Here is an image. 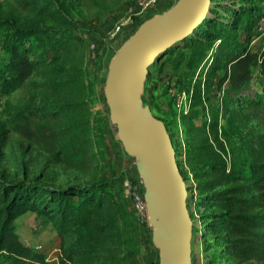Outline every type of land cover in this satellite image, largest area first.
<instances>
[{
  "label": "trees",
  "instance_id": "16d2710c",
  "mask_svg": "<svg viewBox=\"0 0 264 264\" xmlns=\"http://www.w3.org/2000/svg\"><path fill=\"white\" fill-rule=\"evenodd\" d=\"M29 2L21 0V8L26 9ZM218 7H223L221 14L224 17L229 15L230 22L220 25L215 33L205 31ZM263 19L264 15L257 9L223 6L221 1L211 0L208 17L184 40L195 39L191 47L195 49L191 64L197 73L193 74L195 77L191 85L182 91L186 96L187 110H179L194 137L186 162L191 165L197 158L199 164L207 166L206 171L195 175L197 184L187 186V192L191 189L213 191L206 204L216 213L209 218L215 220L218 231L222 233L219 238L224 243L223 252L231 257L234 264H264V46L257 49L251 45L253 37L259 35L257 25ZM141 23L136 21V28ZM32 32L17 29L4 47L6 61L0 70V77L3 78L0 84L5 88V83L10 81L12 88H22L28 105L13 115L10 129L28 144L62 160L65 166L87 172L93 153L87 121L90 90L80 81L72 102L63 105L64 108L59 111L45 106L31 108V104L38 101L37 95L32 92L34 83L31 81L33 72L38 69V61H34L29 54L34 50L43 52L39 43L29 41L30 36L38 38ZM71 39L58 40L56 49L66 51L73 42ZM48 84L44 86L49 88ZM213 92L215 95L210 97ZM211 98L220 104L219 116L224 114L234 136L239 139L237 155L231 148V155L238 159L236 162L229 159L227 146L233 145L228 138L226 141L223 139L225 135L215 116L198 127L190 124L198 116V110L203 111L207 103L212 102ZM174 106L177 108L176 100ZM231 106H239V109H229ZM242 109L248 113L243 115ZM156 118L163 121L169 133L167 123ZM251 119L257 120V130L241 131L247 128ZM169 136L172 137L171 134ZM172 145L180 174L187 182L181 152L173 141ZM0 189L6 195L2 200L4 208L0 216L2 264H50L43 252L26 244L13 228L17 215L33 210L37 205L34 198L44 199L43 206L54 204L53 210L61 214L73 212L76 226L86 234L77 238L68 250L61 243L58 264H70L73 261L70 253L77 250L85 262L96 259L97 245L106 234L115 238L112 251L115 257L121 256L120 264H140L135 233L143 234L149 230L138 229L130 213L131 223L128 212L118 203L104 207V200L109 197L106 185L55 190L34 184L16 186L0 183ZM190 202L188 197V206Z\"/></svg>",
  "mask_w": 264,
  "mask_h": 264
},
{
  "label": "rangeland",
  "instance_id": "374dc122",
  "mask_svg": "<svg viewBox=\"0 0 264 264\" xmlns=\"http://www.w3.org/2000/svg\"><path fill=\"white\" fill-rule=\"evenodd\" d=\"M27 1L31 2L26 9H22L21 0H0V70L6 61L5 44L20 28L33 31L38 38L30 36L29 41L34 40L35 44L39 43L43 49L42 53L34 50L29 54L34 61H38V69L31 77L34 83L32 92L37 95L38 101L31 104V108L39 109L45 106L52 111H59L64 108L63 105L72 102L78 82L85 83L90 90L87 121L93 149L92 163L87 172H79L13 133L10 129L13 115L28 105L25 91L22 88H12L11 82L8 81L5 88L0 84V183L16 186L34 184L55 190L104 184L109 195L104 200V207H110L113 202L118 203L128 212L132 223L124 181L126 177L133 176L135 183L140 180L134 158L125 153L117 138V129L110 121L103 91L111 58L123 44L125 37L132 35L138 28L135 25L124 34H114L117 25L127 18V8L133 0ZM176 1L159 3L155 11L142 17L140 21L168 10ZM219 1L223 6L257 9L264 15V0ZM222 10L223 7L215 10L205 31L215 33L220 25L230 22L229 15L224 17ZM66 37L72 38V44L64 52L57 50V41ZM74 37L80 39L79 42ZM194 43L195 39L181 41L161 55L158 62L148 70L141 95L143 106L148 107L154 117L161 118L168 125V134H171L173 144L181 152L183 170L187 178L186 187L197 184L195 175L207 170L205 163L199 164L197 158L191 165L186 162L191 139L194 137L189 129L190 125L182 119V114L174 106L175 100L180 97L186 99L182 91L191 85L192 78L195 77L193 74L197 75L191 64L195 56V49L191 48ZM251 45L257 49L264 46V33L254 36ZM256 74L255 70V77ZM1 80L3 78L0 77ZM47 82L50 83L49 88L44 86ZM213 95L214 92L210 97ZM211 99L212 102L207 103L203 111L198 110V116L190 124L198 127L215 116L225 135L223 139L226 141L228 138L233 145L227 146L229 159L236 162L238 159L231 155V148L237 155L239 139L234 136L235 133L224 114L219 116L220 104H217L216 99ZM228 108L237 110L239 106ZM224 110L223 108V112ZM240 111L243 115L248 113L247 110ZM257 128V120L251 119L247 128L241 131L250 132ZM212 192L210 189H191L188 192L191 202L187 209L193 223L191 264H234L231 257L223 252L224 243L219 238L222 233L218 231L215 220L209 218V215L216 213L215 209L206 204ZM3 198L5 199L6 195L0 189V216L4 208ZM34 201L37 205L33 210H27L14 218V231L26 244L43 252L50 264H58L61 243L64 249L68 250L77 238L80 239L86 234L76 226L73 212L66 211L61 214L60 211L53 210L54 204L43 206L44 199L34 198ZM142 233H135L139 247L138 260L140 264H156L158 250L152 240L148 239L151 238L152 232L149 230ZM114 242L115 238L106 234L97 245L96 259L85 262L77 250L70 253L73 257L70 264H120L121 256L115 257L112 251Z\"/></svg>",
  "mask_w": 264,
  "mask_h": 264
},
{
  "label": "water",
  "instance_id": "95a60500",
  "mask_svg": "<svg viewBox=\"0 0 264 264\" xmlns=\"http://www.w3.org/2000/svg\"><path fill=\"white\" fill-rule=\"evenodd\" d=\"M211 0H177L143 21L111 58L104 85L110 121L125 153L134 158L158 264H191L193 223L187 187L163 121L143 106L148 70L209 15ZM156 57V59H155Z\"/></svg>",
  "mask_w": 264,
  "mask_h": 264
},
{
  "label": "built area",
  "instance_id": "2783aa9c",
  "mask_svg": "<svg viewBox=\"0 0 264 264\" xmlns=\"http://www.w3.org/2000/svg\"><path fill=\"white\" fill-rule=\"evenodd\" d=\"M170 0H133L127 8L128 16L114 29V34H124L134 28L136 21L156 10L159 3ZM257 33H264V19L260 20L257 25ZM185 99L180 97L176 100L178 110H187ZM124 187L129 199V211L132 214L134 223L138 229L151 230L147 221L146 203L143 198V187L140 182H134L133 177H126Z\"/></svg>",
  "mask_w": 264,
  "mask_h": 264
},
{
  "label": "bare ground",
  "instance_id": "6f19581e",
  "mask_svg": "<svg viewBox=\"0 0 264 264\" xmlns=\"http://www.w3.org/2000/svg\"><path fill=\"white\" fill-rule=\"evenodd\" d=\"M155 59H156V57H155Z\"/></svg>",
  "mask_w": 264,
  "mask_h": 264
},
{
  "label": "crops",
  "instance_id": "0c3cea01",
  "mask_svg": "<svg viewBox=\"0 0 264 264\" xmlns=\"http://www.w3.org/2000/svg\"><path fill=\"white\" fill-rule=\"evenodd\" d=\"M263 47V46H262Z\"/></svg>",
  "mask_w": 264,
  "mask_h": 264
}]
</instances>
